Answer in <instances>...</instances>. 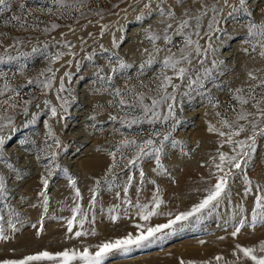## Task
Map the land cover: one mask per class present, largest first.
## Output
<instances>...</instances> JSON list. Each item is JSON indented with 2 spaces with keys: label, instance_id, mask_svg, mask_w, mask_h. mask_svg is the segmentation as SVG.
Listing matches in <instances>:
<instances>
[{
  "label": "rangeland",
  "instance_id": "rangeland-1",
  "mask_svg": "<svg viewBox=\"0 0 264 264\" xmlns=\"http://www.w3.org/2000/svg\"><path fill=\"white\" fill-rule=\"evenodd\" d=\"M63 4L6 0L0 12V176L6 182L0 264L44 251L87 247L94 253L101 243L146 234L192 211L226 172L218 201L156 233L145 246L109 253L104 264H253L237 245L264 256V220H253L254 211L264 212L255 207L257 195L264 194V136H256L241 169L227 162L223 171L217 168L220 154L236 155L229 132L244 127L235 142L252 134L253 122L257 132L264 128L256 107L264 109V88L258 86L264 81V36L249 35L250 24H264V0H247L246 9L239 0ZM185 20L188 26L180 29ZM188 39L194 43L186 44ZM165 59L180 63L173 70ZM241 111L251 114L247 120H237ZM148 139L154 141L145 148L151 154L130 165L138 149L125 142ZM155 148L161 149L160 166ZM245 179L251 181L247 194ZM150 212L155 215L142 219ZM78 231L87 235L76 237Z\"/></svg>",
  "mask_w": 264,
  "mask_h": 264
},
{
  "label": "snow or ice",
  "instance_id": "snow-or-ice-1",
  "mask_svg": "<svg viewBox=\"0 0 264 264\" xmlns=\"http://www.w3.org/2000/svg\"><path fill=\"white\" fill-rule=\"evenodd\" d=\"M53 2L57 5H59L60 7H64L63 0H53ZM177 2L179 3L180 0H177ZM239 4H240V9H246L247 0H239ZM5 6H6V0H0V12L4 11ZM214 11H215V9H214ZM234 11H239V10L234 9ZM160 14L164 15V12L161 10ZM169 14L171 15V13H169ZM246 14L249 16L251 15V13H246ZM11 20L19 22L20 17L12 16ZM188 23L189 22L187 20L183 21L180 25V29L187 27ZM21 27H23L22 24H21ZM169 27H170V25H169ZM209 27H211V24L209 25ZM257 32L261 36H264V24L259 25V26H257L255 23L250 24L249 35L250 36L255 35V34H257ZM197 35H198V33H197ZM193 43L194 42L191 39H188L186 41V44H188V45H191ZM196 53L198 55L200 54V50H199L198 45L196 47ZM261 56H264V52H261ZM185 59H188V57L185 56ZM189 62H190V60H189ZM0 63H3V60H0ZM120 63H121V67L125 66L122 61ZM178 63H180V61H172L170 59H165L164 66L166 68H172L173 70H175ZM185 71H186L185 68H183V67L179 68L178 75L180 78H183ZM249 75L252 79L256 78L255 76H252L251 73ZM165 80L170 81L171 78L165 77ZM29 83H32V81H29ZM50 83H51V81H49V84ZM47 86H48V84L45 85V87H47ZM258 86L261 88H264V81H261ZM5 87H7V86H5ZM253 92H254V90L250 88L249 89V95L252 96L253 99H255V96L252 95ZM2 94H3V92L0 91V95H2ZM116 95L117 96L120 95L119 91L116 92ZM170 98L171 97H168V96L164 97L165 100L170 99ZM237 100L242 105L248 103L247 100H245L241 97H237ZM120 103L123 104L124 101L121 100ZM158 103H159L158 101L154 100L153 101V108H155ZM168 107H169V116H171V115H173L172 105H169ZM256 107H257V118H258V120L264 121V109L259 108V103H257ZM144 111L148 112L149 109L147 107H145ZM51 114H52V116L56 115V109L55 108L51 109ZM153 115L155 116L157 114L153 113ZM249 115H251V114L246 113L244 111H241V112H239V114L237 116V120H247ZM165 119H167V117H165ZM222 123L226 127H229V128L232 127V125L227 120L222 121ZM257 128H258V123L253 122L252 123V134L249 137H247L246 140L235 141V142L232 140L233 136H239L241 132L245 131L243 126L239 127L237 130L231 131L227 134V143H229V144L235 143L237 145V148L233 149V151L236 152V155L226 156L223 153L220 154L219 159L221 161V164L217 165L218 169L223 171V163L224 162H227L228 164L234 166V168H236V169L242 168V164L247 162L245 158L250 157L251 153L254 151V147H255V143H256V136L257 135L264 136V128H260L259 132L256 131ZM209 131L210 132H216L217 129L210 126ZM49 135L51 136L52 133L49 132ZM219 135L225 136L226 134L224 132H219ZM167 139H168L167 136H165L163 138V140H167ZM248 141H251V143H249ZM55 143L57 145H59L58 140H56ZM3 144H4V141L2 139H0V147H2ZM153 144H154V141L152 139H148L143 144H137L135 141H131V142L126 141L124 144L125 147H127L129 145H135V147L138 149L136 157L129 160V164L132 166H136L137 161L140 160L143 156L150 155L151 152H146L145 148L152 146ZM152 151H154L156 153V162H157V165L160 166L159 152L161 151V149L155 148V149H152ZM112 155H113V157H115V153H113ZM55 156H56L55 153L51 154L52 160H55ZM238 157H239V159H238ZM0 159H2V157H0ZM9 167H11V165H9ZM114 167H116L115 160H114L113 165L108 169V172L111 173L112 168H114ZM49 175H51V173H49ZM143 175L144 174L141 171V177H143ZM229 175H230V172H226L223 176L219 177L218 182L215 184L214 189L209 192L207 198L204 199L198 206L193 208L192 211L185 213V214H182L181 216H177L176 219L171 221L169 224L148 228L146 234H140V235H137L135 237L132 234H129L126 238H123V239H118V240H115L113 242L101 243L100 245L97 246V250L94 253L91 252L89 250V248H87V247L83 248V250H81V251L65 250V251L57 253V254H51L47 251H44V252H41L39 254L29 255L26 258L19 260V261H5L4 264H34V262H40V261H53V262H55V264H77V262H80V264H104V260L108 256L109 253H111L113 251H122V252L127 253V252L132 250V246H135V247L145 246V243L150 242L151 238L155 237L156 233L161 232L165 228H170L172 226V224L176 223L179 220L188 219L193 214L198 213L203 209H206L214 201H218V199L221 197V195L226 190L227 177ZM69 180H70V183L73 186H75V180H73L71 177H69ZM41 182L44 185V188L47 189L48 180L46 178H43ZM245 183L248 186L246 188V194H247L248 192H251V181L245 179ZM97 184H99V181H97ZM126 191H127V189L125 188V192ZM258 191H259V189H258ZM5 193H6V182H5L4 177L0 176V200H2V198L5 196ZM41 195L44 196L45 193L41 192ZM76 195L79 196L78 191H77ZM45 203H47L46 197H45ZM156 206L159 207V201L158 200L156 202ZM255 207H256V209H264V194L257 195L256 200H255ZM74 211L79 212L80 211L79 207L74 209ZM150 215H155V213L150 212L148 215H144L142 217V219L148 220ZM257 215H259V218L261 220H264V212L257 213L254 211L253 212V220L254 221L257 219ZM112 219L115 220L116 217H112ZM74 220H75V216L73 217L72 220H69V222H68V232H70V233L72 232ZM82 224H83V221H81V226H82ZM136 227L140 228L139 225H137ZM238 232H239V229H236V231H234L232 233V235L236 236ZM83 235H87V233L79 232V231L75 233L76 237H80ZM4 238L5 237L3 236L2 232H0V239H4ZM236 247H237L238 251L240 253H242L245 258L250 259L253 262V264H264V256L258 257L257 255H255V252L257 251L256 248H244V247H241L239 245H237ZM259 251L264 252V243L260 244ZM219 259H221V257H217V260H219ZM181 264H184V262L181 261Z\"/></svg>",
  "mask_w": 264,
  "mask_h": 264
}]
</instances>
